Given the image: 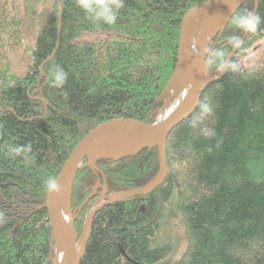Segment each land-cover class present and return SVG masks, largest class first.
I'll return each instance as SVG.
<instances>
[{
	"label": "trees",
	"instance_id": "1",
	"mask_svg": "<svg viewBox=\"0 0 264 264\" xmlns=\"http://www.w3.org/2000/svg\"><path fill=\"white\" fill-rule=\"evenodd\" d=\"M207 1L123 0L116 23L97 26L76 0H0V211L7 218L0 223V264L54 263L44 181L60 173L98 124L158 121L183 17ZM244 9L254 11L255 0ZM257 13L264 21V0ZM232 35L244 42L232 58L240 63L263 38L264 22L246 38L230 23L209 50L231 53ZM55 66L67 72L63 88L50 78ZM242 68L204 91L200 103L212 106L211 115L191 127L198 106L171 133L163 184L95 214L80 264H264V66ZM203 127L215 136L205 138ZM27 143L31 160L9 155L8 146ZM159 165L154 147L98 160L97 170L81 168L72 195L78 220L84 221L88 207H79L98 180L107 194L133 190L145 186ZM176 219L186 247L173 261L181 244L173 233Z\"/></svg>",
	"mask_w": 264,
	"mask_h": 264
},
{
	"label": "water",
	"instance_id": "2",
	"mask_svg": "<svg viewBox=\"0 0 264 264\" xmlns=\"http://www.w3.org/2000/svg\"><path fill=\"white\" fill-rule=\"evenodd\" d=\"M249 0H208L191 8L183 17L179 37V52L175 71L170 78L163 96L166 101L163 109L167 108L170 100L179 97L185 87L192 85L189 97L180 105L176 106L172 113L166 115L161 121L150 123L131 118H114L104 121L88 132L74 147L67 158L62 170L56 176L57 182L61 185V191L57 193L46 192L45 207L48 212V219L52 228V244L56 243V264L57 248L59 244L66 247L67 255L64 264H80L86 252L89 236L92 230V223L95 214L104 206L112 204L128 196L137 194L146 195L154 191L164 183L169 174L167 165V141L175 128L194 114L198 108L206 88L225 72L213 75V69L205 64L209 51L208 42V20L214 12H221V19L217 32L220 35L230 24L231 16ZM258 11V0H255L254 12ZM194 21H196L197 38L196 51L191 54L188 51L190 32ZM248 33L245 32L244 38ZM237 49L230 53L233 58ZM53 57V56H52ZM51 57V58H52ZM110 141V142H108ZM158 148L160 170L158 174L145 186L128 191H117L107 194L106 183L97 182L94 191L80 206L82 209L88 204L90 198L101 188L99 197L95 202L93 210L88 214L82 239L71 222H67L60 215L56 201L66 200L70 205L73 195L74 183L78 171L84 166H91L98 169L97 162L101 159L120 160L137 155L145 149ZM87 159V162L84 161ZM78 239L80 242H78Z\"/></svg>",
	"mask_w": 264,
	"mask_h": 264
},
{
	"label": "clouds",
	"instance_id": "3",
	"mask_svg": "<svg viewBox=\"0 0 264 264\" xmlns=\"http://www.w3.org/2000/svg\"><path fill=\"white\" fill-rule=\"evenodd\" d=\"M77 6L81 8L87 18L95 25L107 24L112 25L117 21L119 10L123 7V0H76ZM261 16L248 9L234 13L230 18V23L234 29L246 33H256L261 25ZM227 42L231 49H240L243 47V41L239 35H232L227 38ZM205 64L209 68H215L217 73L232 72L234 74H241L243 68L241 64L230 58V51L215 50L208 53ZM253 65H248L249 70ZM50 78L53 85L57 88H63L67 82V72L60 66H55L51 73ZM200 113L193 116L190 120V126L195 128L200 121L207 115H211L213 108L208 103L198 102ZM201 133L205 138H212L215 136V130L210 127H203ZM8 152L13 157H23L26 161L32 159V145L27 144H12L8 146ZM44 187L49 193H59L61 185L57 182V178L49 176L44 181ZM6 215L0 211V223L6 222Z\"/></svg>",
	"mask_w": 264,
	"mask_h": 264
},
{
	"label": "rangeland",
	"instance_id": "4",
	"mask_svg": "<svg viewBox=\"0 0 264 264\" xmlns=\"http://www.w3.org/2000/svg\"><path fill=\"white\" fill-rule=\"evenodd\" d=\"M219 32V31H218ZM217 32V33H218ZM216 33V34H217ZM246 38V37H245ZM234 50V49H233ZM210 51V50H209ZM237 51H238V49H237ZM236 51V52H237ZM210 52H212V51H210ZM234 57V56H233ZM240 63H241V65L242 66H244L245 68H248V65H254V64H260V65H263L264 66V36H263V38H261L260 40H258L256 43H255V45H254V48H252L249 52H248V54H246L245 56H241V58H240ZM180 97V96H179ZM179 97H176V99H174V100H170V102H169V105L167 106V108H165V109H163V107H162V113L159 115V119H158V121H161L165 116H166V114L169 112V110H171V109H174L176 106H177V99L179 98ZM87 160V159H86ZM159 170H160V165H159ZM159 170H158V172H159ZM158 172H157V174H158ZM156 174V175H157ZM155 175V176H156ZM154 176V177H155ZM153 177V178H154ZM152 178V179H153ZM151 179V180H152ZM150 180V181H151ZM149 181V182H150ZM148 182V183H149ZM94 191V188L92 189V192ZM92 192H90V194L89 195H91L92 194ZM100 192H101V190H98V192H97V196L96 195H93L91 198H90V200L92 199V198H94V200H93V202L90 204V206H88V205H85V206H87L88 207V210H87V213H86V215H85V218H84V221H82L81 222V220H78V217H79V212H76L74 209H73V207H72V202H71V219L73 218V225H74V228L77 230V232H78V234L81 236L82 235V233H83V229H84V225H85V221H86V218H87V216H88V214L93 210V208H94V206H95V202H96V200H97V198L99 197V195H100ZM89 195L87 196V198L89 197ZM95 196V197H94ZM89 200V201H90ZM89 203V202H88ZM83 204V203H82ZM81 204V205H82ZM85 206L82 208V209H84L85 208ZM82 209H80V207H79V210L81 211ZM78 220V221H77ZM172 224H173V233L174 234H176L179 238H180V240H181V244H180V246H179V250H178V252L174 255V257L172 258V260L173 261H176V260H179V258L181 257V255H182V253H183V251L185 250V247H186V241H185V238H184V233H183V230L181 229V227L179 226L180 224H179V221H178V219H176V220H174L173 222H172ZM82 228V229H81ZM80 230V231H79ZM55 256H56V246H55V253H54V259H55ZM54 259H53V261H54ZM54 264V263H53Z\"/></svg>",
	"mask_w": 264,
	"mask_h": 264
},
{
	"label": "bare ground",
	"instance_id": "5",
	"mask_svg": "<svg viewBox=\"0 0 264 264\" xmlns=\"http://www.w3.org/2000/svg\"><path fill=\"white\" fill-rule=\"evenodd\" d=\"M220 19H221V12L217 11V12H214L208 20L207 37H208V42H210V43L217 33ZM196 38H197V28H196V21H194L193 26H192V30L190 32L188 46H187L188 51L191 54H194L196 51ZM210 43H209V45H210ZM192 88H193L192 85L184 88L183 93L177 99V106L180 105L181 103H183L189 97V95L192 91ZM172 111H173V109L169 110V112L166 115H169L170 113H172ZM108 142H110V141H108ZM56 206H57V209H58L60 215H62V217H64L68 223L71 222V212H70L69 202L66 200L58 199L56 201ZM80 238L82 239V236H80ZM80 241L78 239V242H80ZM66 255H67L66 247L63 246L62 244H59L58 248H57L56 264H64L65 260H66Z\"/></svg>",
	"mask_w": 264,
	"mask_h": 264
}]
</instances>
